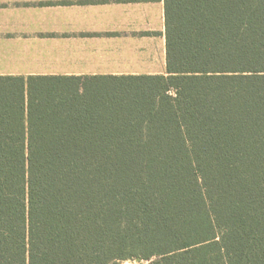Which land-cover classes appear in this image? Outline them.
<instances>
[{
    "label": "trees",
    "instance_id": "obj_1",
    "mask_svg": "<svg viewBox=\"0 0 264 264\" xmlns=\"http://www.w3.org/2000/svg\"><path fill=\"white\" fill-rule=\"evenodd\" d=\"M168 75L0 76V264H264V0H165Z\"/></svg>",
    "mask_w": 264,
    "mask_h": 264
},
{
    "label": "crops",
    "instance_id": "obj_2",
    "mask_svg": "<svg viewBox=\"0 0 264 264\" xmlns=\"http://www.w3.org/2000/svg\"><path fill=\"white\" fill-rule=\"evenodd\" d=\"M168 74L165 0H0V76Z\"/></svg>",
    "mask_w": 264,
    "mask_h": 264
},
{
    "label": "rangeland",
    "instance_id": "obj_3",
    "mask_svg": "<svg viewBox=\"0 0 264 264\" xmlns=\"http://www.w3.org/2000/svg\"><path fill=\"white\" fill-rule=\"evenodd\" d=\"M120 264H150V261L136 258L124 260Z\"/></svg>",
    "mask_w": 264,
    "mask_h": 264
}]
</instances>
